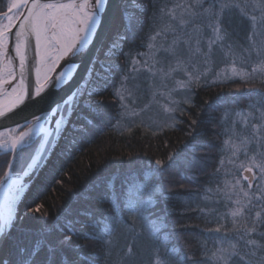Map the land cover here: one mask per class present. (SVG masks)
I'll return each mask as SVG.
<instances>
[{
	"label": "snow or ice",
	"instance_id": "6c2138e0",
	"mask_svg": "<svg viewBox=\"0 0 264 264\" xmlns=\"http://www.w3.org/2000/svg\"><path fill=\"white\" fill-rule=\"evenodd\" d=\"M117 2L119 15L113 16L112 25L118 24L119 30L107 47L98 46L88 57L101 30L108 25L113 0H0V264H100V258L104 264H114V226L123 223L124 212L141 221L155 237L163 223L159 217L151 218L153 197L157 192L163 195V188L152 181L164 173L172 174L178 165L177 153L156 159L154 164L149 162L139 171L130 169L119 191L116 180L109 177L99 199L108 203L111 211L97 216L84 210L83 223L70 218L62 223L57 218L51 226L41 225L35 230L25 226L27 214L21 215L18 210L23 203L20 196L25 193L24 180L39 170L41 162L46 163L66 134H86L89 129L103 127L105 110L113 107L103 99L110 86L116 107L113 118L118 121L147 112L154 104L166 113L175 112L182 103L194 107L193 96L189 95L193 85L205 88L218 82L209 77L213 76L218 56L226 59L236 54L232 37L238 34L237 29L245 24L264 27L261 0H250L260 13L259 18L252 15L250 19H246L249 0H243V6L236 0H147L139 8L135 0ZM130 2L141 15L129 14ZM235 14L240 16L239 22H235ZM145 26L148 50L134 52L130 47L124 52V42ZM247 41L248 46L241 48L244 59L240 71L233 67V76L243 73L241 78H250L258 70L264 73V32L251 31ZM137 47H145L143 39ZM253 55L257 67L251 73L244 72L243 66ZM86 57L87 69L77 80ZM149 91L152 102L138 113L132 106ZM247 92L260 96L248 104L250 111L243 112L244 127L249 131L241 137L233 130L232 135L240 143L225 144H231L233 157L241 146L246 157L249 145L255 153L248 157L247 166H235L239 176L231 184L226 180L217 190L222 199L215 203L234 205L217 219L230 216L233 228L231 236L227 231L222 233L219 224L207 230L214 244L207 264H264V91ZM241 94L242 90L237 89L232 96ZM179 95L182 100L174 99ZM228 103L218 95L203 101L200 112L212 115L223 108L227 113ZM198 123L192 121L193 125ZM40 137L43 139L35 149L37 155H29ZM185 147L195 152L206 146L193 142ZM19 165L23 166L18 169ZM241 181L246 182V189ZM249 220L252 227H248ZM75 237L95 240L100 247L85 252L92 245L78 244ZM154 253L159 255V248ZM164 255L168 258L156 264H195L187 256Z\"/></svg>",
	"mask_w": 264,
	"mask_h": 264
},
{
	"label": "trees",
	"instance_id": "16d2710c",
	"mask_svg": "<svg viewBox=\"0 0 264 264\" xmlns=\"http://www.w3.org/2000/svg\"><path fill=\"white\" fill-rule=\"evenodd\" d=\"M135 1L137 8L147 3V0ZM173 2L183 3L185 0H173ZM236 2L243 6V0ZM128 11L133 16L141 15L131 3ZM246 11V19H250L252 15L258 17L260 14L252 7L250 0ZM234 19L235 22H239V14H235ZM251 31H254V28H250L247 24L237 29L238 34L232 37L236 48L245 43ZM146 32L147 26L138 30L135 36L124 42L123 51L128 52L132 47L134 52H146L149 42ZM142 39L145 47H137ZM119 59L123 64V57ZM257 64L258 62H255L243 68L247 73H251L252 68L257 67ZM229 76V73L222 72L215 78L218 82L211 87L198 88L193 85V92L189 95L193 96L194 107L182 103L175 112L166 113L159 104H154L147 112L119 121L113 118L116 107L111 96L113 86H110L104 93L103 99L106 105L111 104L113 107L105 110L103 127L89 129L86 134L77 133V140L72 145L67 144L66 141L60 144L55 152V160L50 163L45 177L35 184L28 195L21 213V215L27 214L24 225L35 230L41 225H53L57 218L62 223L66 218L80 220L83 223L81 215L84 210L93 212L97 216L104 211L110 212V205L99 199L104 192V182L109 177L116 180V189L119 191L121 182L128 176L130 169L139 171L149 162L154 164L156 159H167L170 153H177L178 165L172 170V174L164 173L160 178H153L152 181L153 185L162 186L163 195L157 192L153 197L155 207L151 218L159 217L163 227L155 237H152L141 221L124 212L123 223L114 226L116 241L113 262L114 264H156L157 261L168 258L164 255L167 252L168 256H187L195 264H207L214 247L212 236L207 230L219 224L222 225V233L227 231L231 236L233 228L230 216L226 215L223 220L217 217L230 212L234 205L225 206L223 203H215L222 197L213 196L212 189L217 184L220 189L223 188L226 180L231 184L239 176V172H235V166L241 163L247 166L248 157L255 153L253 147L248 148L246 157L241 146L233 157L231 144H225V141L232 143L234 141V138L230 140L233 129L232 116L240 117L237 112L250 111L248 104L260 99L255 93L249 95L247 90L264 91V73L259 70L250 78L245 76L226 79ZM237 89L242 90V94L233 97L232 93ZM218 95L228 100L230 110L225 113V109L221 108L212 115L207 113L202 115L200 109L203 101ZM174 99L182 100L183 96H175ZM151 102L152 96L149 91L132 107L139 113L140 109ZM193 120L199 123L193 125ZM173 124L175 126H170ZM190 133L192 135H189ZM40 138L30 149L29 155L35 153ZM193 142L206 147L190 152L185 145ZM20 166L23 165H19L18 169ZM2 172L3 169L0 168V174ZM234 172L235 175H226ZM241 183L246 189V182L241 181ZM233 199L236 197L233 196ZM252 215H255V211ZM248 227H252L250 220ZM76 229L80 231V224L76 225ZM74 240L78 244L92 245L85 248V252H93L100 247L98 242L92 239L86 241L75 237ZM156 248H159V255L154 253ZM100 264H104L103 258H100Z\"/></svg>",
	"mask_w": 264,
	"mask_h": 264
},
{
	"label": "rangeland",
	"instance_id": "374dc122",
	"mask_svg": "<svg viewBox=\"0 0 264 264\" xmlns=\"http://www.w3.org/2000/svg\"><path fill=\"white\" fill-rule=\"evenodd\" d=\"M136 2V1H135ZM261 2H264V0H261ZM131 3V2H130ZM130 3L128 4V7L130 6ZM131 6H132V3H131ZM130 10V9H129ZM129 14H131V12H129ZM259 16H260V14H259ZM259 16H258V18H259ZM254 31H261V32H264V27H258V28H254ZM259 37H257V41H259ZM248 46V41L246 40L245 41V43L243 42L242 44H241V46L239 47V48H236V45H235V55L234 56H229V57H227L226 59L225 58H222V57H219L218 56V63H217V66L215 67V69H214V73H213V76L212 77H209V78H217V76H215V73L216 72H219L220 74L222 73V72H227V73H229V77H227L226 79H228V78H231V77H241V75H243V73H241L240 75H235V76H233L232 75V71H233V67H235V69H236V71L237 72H239L238 71V68H240L241 67V61L244 59V57L240 54L241 53V48L242 47H247ZM233 61H235V64H233ZM255 62H258L257 61V59L255 58V56L253 55V57L251 58V59H249L248 60V63H247V65H244L243 67H247V66H250L252 63H255ZM251 69V68H250ZM244 72H246V70L244 69ZM220 76V75H219ZM218 76V77H219ZM264 80V79H263ZM244 112V111H243ZM243 112L241 113V115H239L240 117H236V115H233L232 116V120H231V125H232V127H233V129H232V132H233V130L236 132V133H239L240 134V136L242 137L243 135H245V134H247V132L249 131V129H246L245 127H244V120L242 119V115H243ZM237 118H239V119H241V120H238ZM252 123H255L254 121H252ZM226 128H229V127H226ZM76 134L77 133H69L68 134V139L71 141L72 140V138L74 137V136H76ZM42 138V137H41ZM234 138V139H233ZM67 139V140H68ZM231 139H233L234 141H233V143H235V144H239L240 143V140L239 139H237L235 136H233L232 135V137L230 138V140ZM66 143L68 144V142L66 141ZM229 145V144H228ZM39 146V145H38ZM38 146H37V148H38ZM60 146V145H59ZM63 146V145H62ZM252 147L253 146H251V145H249L248 146V148H250V149H252ZM253 149H255L254 147H253ZM226 150H228L229 151V149L228 148H226ZM33 155H37V153H36V151H35V153H33ZM224 168H225V166H224ZM27 185V187L29 186V182L26 184ZM27 189V188H26ZM218 189H220V186H219V184H217L215 187H213V192H212V195L214 196V195H220L219 193H218ZM25 192H26V190H25ZM25 193H22L21 194V196H20V199H22L23 198V195H24ZM27 200V199H26ZM21 208H22V206H21Z\"/></svg>",
	"mask_w": 264,
	"mask_h": 264
},
{
	"label": "bare ground",
	"instance_id": "6f19581e",
	"mask_svg": "<svg viewBox=\"0 0 264 264\" xmlns=\"http://www.w3.org/2000/svg\"><path fill=\"white\" fill-rule=\"evenodd\" d=\"M118 15H119V11H117L114 14V16H117V17H118ZM118 30H119L118 24H117V26H113V25L111 26V28L109 30V33H108V35L106 37V40H105V42L103 44L105 47H107V45L111 41V39L114 38V36H115V34H116V32ZM101 55H103V52L101 53ZM42 139L43 138H40V140H42ZM67 139H68V134H66L64 138L60 139L58 146L55 148L54 152L51 153L50 158L47 159L46 163L41 162L42 166L39 168V170L36 173L33 174L32 178H30V179H28L27 177L25 178L24 185H25V190H26V192H25L26 193V197L24 199L22 198L23 203L18 205V210H19L20 213H22V209H23V207L25 205L26 199L28 198V195L30 194V192H32L33 188L35 187V184L38 181H42V179L46 175V172L48 170V167H49L50 163L53 160H55V152H56V149L59 147V145L63 144V141H67L69 144L72 145L77 140L76 136H74L71 141L69 139L68 140ZM40 140H39V143H40ZM39 143H38V145H39ZM2 174H3V172H2ZM2 174H0V175H2ZM28 182H29V186L27 187L26 184ZM21 206H22V208H21Z\"/></svg>",
	"mask_w": 264,
	"mask_h": 264
},
{
	"label": "water",
	"instance_id": "95a60500",
	"mask_svg": "<svg viewBox=\"0 0 264 264\" xmlns=\"http://www.w3.org/2000/svg\"><path fill=\"white\" fill-rule=\"evenodd\" d=\"M44 2H47V0H44ZM120 6L117 2V0H113V3L109 9V13H108V17H107V20H108V25L106 26L105 29H102L101 30V33L100 35L97 37L96 39V43L92 46V50L89 52L88 54V57H91V55H93V53H95V50L98 46L100 45H103L105 40H106V37L109 33V30L112 26V18L114 16V14L119 10ZM11 54V53H10ZM88 57L85 58V61L83 63V65L81 66V69H80V73L77 75V80L80 78V76H82L84 74V72L86 71L87 69V61H88ZM75 83V82H74ZM36 173V172H33L30 176H28L27 178L30 179L32 178L33 174ZM246 174V173H245ZM26 197V193L23 195V199Z\"/></svg>",
	"mask_w": 264,
	"mask_h": 264
}]
</instances>
